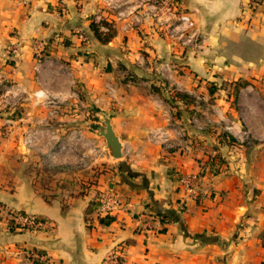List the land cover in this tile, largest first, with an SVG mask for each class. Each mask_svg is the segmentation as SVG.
<instances>
[{"label": "crops", "instance_id": "0c3cea01", "mask_svg": "<svg viewBox=\"0 0 264 264\" xmlns=\"http://www.w3.org/2000/svg\"><path fill=\"white\" fill-rule=\"evenodd\" d=\"M181 3L199 49L134 0H0V208L49 226L10 231L0 210V264H101L116 245L121 264H264V0ZM106 192L122 206L103 224Z\"/></svg>", "mask_w": 264, "mask_h": 264}, {"label": "built area", "instance_id": "2783aa9c", "mask_svg": "<svg viewBox=\"0 0 264 264\" xmlns=\"http://www.w3.org/2000/svg\"><path fill=\"white\" fill-rule=\"evenodd\" d=\"M62 6L64 0H57ZM107 5L113 0H103ZM136 12L141 16H151L155 27L165 32L170 39H175L182 47H192L199 49L202 43V36L197 28L194 20L182 5L181 0H134ZM135 19L138 18L134 16ZM14 49H12L13 51ZM178 134L181 130L175 127ZM26 143V142H25ZM162 146L165 149L171 147L166 136H162ZM199 175L194 177H181L179 184L186 192L194 193ZM98 208L96 212L101 217H111L122 206V202L112 193L106 192L99 194L96 198ZM7 220L19 226L20 229L30 228L36 230L39 228H48L49 226L42 221H38L33 217L20 215L14 212L6 211ZM148 223L143 222L142 228L147 229ZM123 260V249L121 245L110 248L101 264H121Z\"/></svg>", "mask_w": 264, "mask_h": 264}, {"label": "trees", "instance_id": "16d2710c", "mask_svg": "<svg viewBox=\"0 0 264 264\" xmlns=\"http://www.w3.org/2000/svg\"><path fill=\"white\" fill-rule=\"evenodd\" d=\"M94 30H95V28H94ZM174 98L176 101H183V102H184L185 98L188 99L182 93H176L174 95ZM222 136L225 137L224 135H222ZM229 140L231 141V139H229ZM219 167H220V160L214 157L212 160L209 161L207 170L209 171V173L211 175H216L218 173ZM204 170H205V168L203 166H201V169L199 170L198 175L201 176L203 174ZM91 207L92 208L96 207V209H97L98 203L92 204ZM36 220H38V219L36 218ZM111 220H112V217H103V218H100L99 221L103 224H108ZM7 225H8V228L10 231H15L16 229H19V226L13 224L12 221H8ZM39 229H43V228H39ZM25 255L31 264H49L48 257L46 256L45 252H43V251L28 250V251H25Z\"/></svg>", "mask_w": 264, "mask_h": 264}, {"label": "water", "instance_id": "95a60500", "mask_svg": "<svg viewBox=\"0 0 264 264\" xmlns=\"http://www.w3.org/2000/svg\"><path fill=\"white\" fill-rule=\"evenodd\" d=\"M102 123L104 128L99 129V137L104 139L105 148L109 157L113 160H117L121 157V144L112 130L110 119L104 117Z\"/></svg>", "mask_w": 264, "mask_h": 264}, {"label": "rangeland", "instance_id": "374dc122", "mask_svg": "<svg viewBox=\"0 0 264 264\" xmlns=\"http://www.w3.org/2000/svg\"><path fill=\"white\" fill-rule=\"evenodd\" d=\"M183 6H184V5H183ZM184 7H185V6H184ZM185 9L187 10V12H188V13L190 14V16H191V13L189 12V10H188L186 7H185ZM192 19H193V18H192ZM197 102H199V100H197ZM184 103H185V105H186V107H185L184 110H183V106H182V108L180 107L181 109L178 108L179 105H178L177 107H175V108L173 107V112H174V114H176V116H177V114H181L182 111H184V112H186V113H190L191 111L188 110V107L191 106V105H194V106L197 105V104H190V103H189V100L186 99V98L184 99ZM173 106H176V105H173ZM180 110H182V111H180ZM197 123H198V122H196V121L193 122V124H195V125H194L195 127H196L197 125H199V123H198V124H197ZM178 126H179V128L182 130V132H184L183 128H182L180 125H178ZM0 210L3 211L4 209H3V208H0ZM4 211H6V210H4ZM3 215L5 216V213H3ZM6 219H7V218H6ZM7 221H9V220H7Z\"/></svg>", "mask_w": 264, "mask_h": 264}]
</instances>
